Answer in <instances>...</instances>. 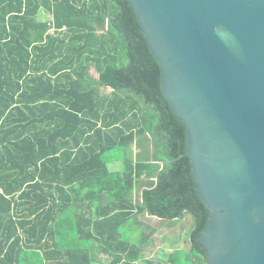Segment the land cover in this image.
<instances>
[{"label":"trees","instance_id":"obj_1","mask_svg":"<svg viewBox=\"0 0 264 264\" xmlns=\"http://www.w3.org/2000/svg\"><path fill=\"white\" fill-rule=\"evenodd\" d=\"M187 141L129 0H0V264H207Z\"/></svg>","mask_w":264,"mask_h":264},{"label":"water","instance_id":"obj_2","mask_svg":"<svg viewBox=\"0 0 264 264\" xmlns=\"http://www.w3.org/2000/svg\"><path fill=\"white\" fill-rule=\"evenodd\" d=\"M187 128L207 264H264V0H129Z\"/></svg>","mask_w":264,"mask_h":264},{"label":"rangeland","instance_id":"obj_3","mask_svg":"<svg viewBox=\"0 0 264 264\" xmlns=\"http://www.w3.org/2000/svg\"><path fill=\"white\" fill-rule=\"evenodd\" d=\"M92 74L95 78H98V74L95 73L94 70H92ZM110 89L107 90L109 92ZM147 222L149 225L157 229V233L154 236V242L156 243L155 249L152 250L150 253L151 255L148 257L150 261L153 262V264H166V255H170L172 252V249L170 247V241L174 239L172 235L168 234V229L164 228L162 224L160 223L159 219L157 217L149 216L147 219ZM102 260L106 262H110V258L102 257ZM139 264H146L144 262H139Z\"/></svg>","mask_w":264,"mask_h":264}]
</instances>
